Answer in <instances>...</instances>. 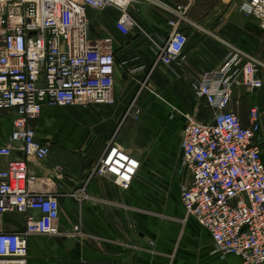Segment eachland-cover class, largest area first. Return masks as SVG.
Instances as JSON below:
<instances>
[{
  "label": "crops",
  "instance_id": "0c3cea01",
  "mask_svg": "<svg viewBox=\"0 0 264 264\" xmlns=\"http://www.w3.org/2000/svg\"><path fill=\"white\" fill-rule=\"evenodd\" d=\"M240 3L137 0L130 8L137 26L128 35L116 28L117 8L89 11L91 36L113 39L115 104L90 108L45 104L40 117L32 120L37 139L50 146L51 153L45 160L28 162L29 173L40 188L58 196L61 234L30 237L27 264H243L237 255L215 252L211 233L195 218L183 221L181 200L182 186L192 181L190 171L181 165L186 115L213 120L212 108L197 96L195 85L233 48L264 59V32L255 18L240 11ZM179 6L187 9L195 33H189L188 24L183 27L189 40L180 64L155 65L152 42L170 33L168 21ZM259 77L261 88L247 89L242 75L233 86L230 109L245 126L250 125L253 107L259 108L264 123V68ZM134 100L138 117L127 114ZM14 117V111H0V146L12 134ZM113 137L141 163L129 189L112 176L92 174ZM257 143L264 162L263 133ZM15 156L22 153L16 151ZM5 165L6 159H0V169ZM78 190V198L71 196ZM80 221L85 234L70 235ZM24 228L23 214L6 213L0 220L1 230Z\"/></svg>",
  "mask_w": 264,
  "mask_h": 264
},
{
  "label": "built area",
  "instance_id": "2783aa9c",
  "mask_svg": "<svg viewBox=\"0 0 264 264\" xmlns=\"http://www.w3.org/2000/svg\"><path fill=\"white\" fill-rule=\"evenodd\" d=\"M137 0H0V111H14L13 131L0 146V220L6 213L25 215L21 231L0 229V264H27L28 240L34 235L61 234L58 196L39 187L28 162L45 160L51 148L37 139L32 120L43 105L67 107L115 104L117 59L111 37H92L89 11L114 7L116 28L124 35L137 26L130 14ZM240 11L255 18L264 32V0H241ZM169 19L170 33L151 45L155 65L180 64L188 44L183 27L187 9ZM263 65V66H261ZM264 62L233 48L215 69L204 72L195 91L213 110L204 122L186 115L181 139V165L192 181L181 188L186 217L195 218L212 235L214 251L264 264V162L257 136L264 134L258 107L250 109V125L230 109L233 86L242 75L249 90L261 88ZM148 78L144 83L147 87ZM139 116L133 101L127 114ZM19 151L22 156L14 157ZM13 157V158H12ZM140 161L110 141L92 168L93 175L112 176L129 189ZM86 199L89 196L81 189ZM79 190L71 194L78 198ZM31 211L39 212L38 215ZM85 234L82 222L70 235Z\"/></svg>",
  "mask_w": 264,
  "mask_h": 264
},
{
  "label": "rangeland",
  "instance_id": "374dc122",
  "mask_svg": "<svg viewBox=\"0 0 264 264\" xmlns=\"http://www.w3.org/2000/svg\"><path fill=\"white\" fill-rule=\"evenodd\" d=\"M188 19H189V21L191 22V18L190 17H188ZM190 22H188V25H189V30H190V34L192 35V34H194L195 33V30H194V26H192V24H190ZM261 61L262 62H264V59H261ZM261 66H263V65H261ZM260 66V68H264V67H261Z\"/></svg>",
  "mask_w": 264,
  "mask_h": 264
}]
</instances>
